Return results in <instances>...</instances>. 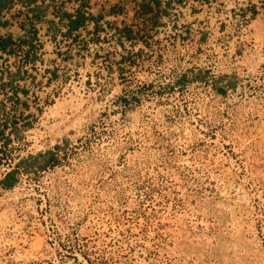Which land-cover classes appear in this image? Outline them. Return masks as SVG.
<instances>
[{
	"label": "rangeland",
	"instance_id": "1",
	"mask_svg": "<svg viewBox=\"0 0 264 264\" xmlns=\"http://www.w3.org/2000/svg\"><path fill=\"white\" fill-rule=\"evenodd\" d=\"M256 33L148 32L135 51L108 35L55 67L34 125L0 139V180L17 178L0 189V264H264Z\"/></svg>",
	"mask_w": 264,
	"mask_h": 264
},
{
	"label": "crops",
	"instance_id": "2",
	"mask_svg": "<svg viewBox=\"0 0 264 264\" xmlns=\"http://www.w3.org/2000/svg\"><path fill=\"white\" fill-rule=\"evenodd\" d=\"M78 12L88 19L71 30ZM238 12L252 14L243 30ZM166 23L193 30L201 44L237 46L264 30V0H0V139L19 142L34 125V112L50 101L55 67L76 61L95 38L113 35L118 46L135 51L141 37ZM3 181L17 184L12 173L1 178L0 189Z\"/></svg>",
	"mask_w": 264,
	"mask_h": 264
},
{
	"label": "built area",
	"instance_id": "3",
	"mask_svg": "<svg viewBox=\"0 0 264 264\" xmlns=\"http://www.w3.org/2000/svg\"><path fill=\"white\" fill-rule=\"evenodd\" d=\"M177 9H178V7L174 8L175 12ZM251 15L252 14L250 12L245 13V14L238 12L234 16V18L236 20H238V23L241 27H246ZM172 22H174V21H172ZM156 33H162L163 35H165L164 37H166V39L175 38L174 40L177 43V41H179V37L181 34V28L176 23H173V24L172 23H166L162 28H159L158 31H156Z\"/></svg>",
	"mask_w": 264,
	"mask_h": 264
},
{
	"label": "trees",
	"instance_id": "4",
	"mask_svg": "<svg viewBox=\"0 0 264 264\" xmlns=\"http://www.w3.org/2000/svg\"><path fill=\"white\" fill-rule=\"evenodd\" d=\"M86 19H88L84 14H82L81 12L77 13V16L75 18H70V28L71 30L77 29L78 27L82 26ZM125 37L128 38V34H127V30H125ZM1 185L3 186L4 189L9 190L12 189L13 186H10L8 183L6 182H1Z\"/></svg>",
	"mask_w": 264,
	"mask_h": 264
}]
</instances>
